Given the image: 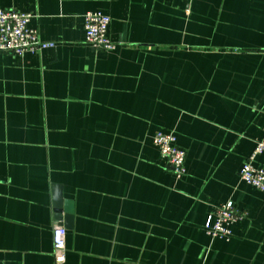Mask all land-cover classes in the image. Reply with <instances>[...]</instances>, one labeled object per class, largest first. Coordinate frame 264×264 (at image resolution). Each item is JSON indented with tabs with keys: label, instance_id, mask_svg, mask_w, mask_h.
Wrapping results in <instances>:
<instances>
[{
	"label": "crops",
	"instance_id": "1",
	"mask_svg": "<svg viewBox=\"0 0 264 264\" xmlns=\"http://www.w3.org/2000/svg\"><path fill=\"white\" fill-rule=\"evenodd\" d=\"M55 47L0 51V264H264V192L240 171L264 135V0H0ZM110 17L113 51L86 42ZM174 133L177 179L154 145ZM253 166L264 169V154ZM232 201L229 241L205 229ZM65 206V205H64ZM65 208V207H64Z\"/></svg>",
	"mask_w": 264,
	"mask_h": 264
},
{
	"label": "built area",
	"instance_id": "2",
	"mask_svg": "<svg viewBox=\"0 0 264 264\" xmlns=\"http://www.w3.org/2000/svg\"><path fill=\"white\" fill-rule=\"evenodd\" d=\"M32 14L19 13L0 9V51L15 55L39 53L55 47L53 43L43 42L37 30L30 24ZM110 17L100 12H88L84 16L86 42L102 51H113L116 44L109 37ZM264 132V131H263ZM154 145L159 149L161 157L172 168L177 179L187 175L186 151L177 146L174 133L158 132L154 137ZM264 154V135L247 163L240 171V177L246 184L264 192V169L253 166V161ZM246 214L237 209L232 201L216 209L206 224L207 234L212 238L229 241L232 237V226L243 220ZM68 230L64 225H56L53 230V241L56 260L59 264L65 261Z\"/></svg>",
	"mask_w": 264,
	"mask_h": 264
},
{
	"label": "water",
	"instance_id": "3",
	"mask_svg": "<svg viewBox=\"0 0 264 264\" xmlns=\"http://www.w3.org/2000/svg\"><path fill=\"white\" fill-rule=\"evenodd\" d=\"M54 207H55V211L57 213V219L61 220L63 213L65 212L66 213V216L64 217L65 221H66L65 227L66 228H72L73 208H72L71 204L65 202L63 195H62V188L60 186L55 187Z\"/></svg>",
	"mask_w": 264,
	"mask_h": 264
}]
</instances>
